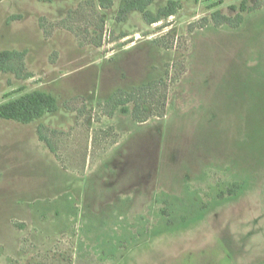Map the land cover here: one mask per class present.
Masks as SVG:
<instances>
[{
    "label": "rangeland",
    "instance_id": "rangeland-1",
    "mask_svg": "<svg viewBox=\"0 0 264 264\" xmlns=\"http://www.w3.org/2000/svg\"><path fill=\"white\" fill-rule=\"evenodd\" d=\"M111 1H0V50L25 49L31 75L0 72V102L20 87L58 101L0 118V264H264V0L236 28L210 14L242 0H174L153 24ZM160 78L161 116L104 114Z\"/></svg>",
    "mask_w": 264,
    "mask_h": 264
},
{
    "label": "trees",
    "instance_id": "trees-1",
    "mask_svg": "<svg viewBox=\"0 0 264 264\" xmlns=\"http://www.w3.org/2000/svg\"><path fill=\"white\" fill-rule=\"evenodd\" d=\"M1 1V0H0ZM104 6L110 5L111 0H102ZM210 1V0H207ZM155 0H123L118 8L115 16L116 20H125L132 11H138L142 14L144 20L148 24L159 22L164 18L173 16L177 9V2L168 0L165 5L159 7L153 14L148 6ZM216 3L208 4L209 8L215 7ZM260 6V2L256 0L254 5H247L246 0H242L239 9L234 16H228L222 13L220 9H214L210 14V19L215 26L228 25L232 28L238 27L244 20L242 12H250ZM231 8L235 10L232 5ZM206 20V18L204 19ZM202 24L201 26H205ZM26 50L17 49H1L0 50V72L13 73L17 78H28L29 73L22 74L24 70V57ZM164 85L162 78L140 83L131 90L118 89L105 101L103 112L107 116H113L116 111L122 114L130 112L133 121L142 123L154 116H161L165 109L166 94L165 91L159 90L158 87ZM157 90L160 93L158 97L151 98L156 95ZM154 100V101H153ZM158 103L159 108L151 109V106ZM128 103H132L131 109L127 107ZM58 110L57 98L50 92L41 89L25 91L23 87L15 91L4 94V99L0 102V118L15 121L21 124H29L42 118L46 113H54ZM44 124L37 126L38 137L53 152V147L48 137L44 134ZM234 186V185H233Z\"/></svg>",
    "mask_w": 264,
    "mask_h": 264
}]
</instances>
